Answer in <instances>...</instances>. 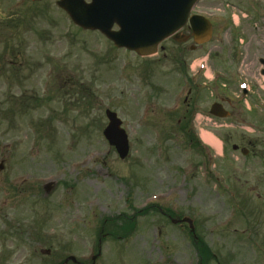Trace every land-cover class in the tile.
Listing matches in <instances>:
<instances>
[{"label": "rangeland", "instance_id": "rangeland-1", "mask_svg": "<svg viewBox=\"0 0 264 264\" xmlns=\"http://www.w3.org/2000/svg\"><path fill=\"white\" fill-rule=\"evenodd\" d=\"M55 1L0 0V229L27 226L9 233L22 242L4 243L1 263L21 259L39 264L40 250L51 248L59 262L73 255L90 264L99 248L95 264H197L187 228L169 220L188 216L198 239L195 246L217 254L214 262L264 264L258 255L256 262L246 261L244 237L237 240L226 232L231 225L258 232L247 224L264 218V197L262 204L257 196L241 203L238 194L230 198L228 191L242 182L234 180L231 166L220 170L217 149L208 155L200 149V142L205 145L201 134L213 138L226 125L208 113L216 98L224 99L225 109L245 110L248 120L250 111L263 105L261 88L245 102L235 100L241 87L230 77L241 59L232 68L228 49L215 51L218 43L212 39L188 55L186 73L196 74L203 87H194L183 103L188 87L176 44L165 42L156 55L139 58L115 49L98 32L78 29ZM225 2L203 0L198 9L212 14L223 11ZM256 6L263 12L264 0ZM105 109L117 114L128 136L124 159L102 136ZM25 174L30 175L24 185L29 190L7 195V184ZM34 177L39 183L53 179L51 197L35 189ZM246 177L253 183L254 176ZM231 211L237 219L224 228ZM51 233L57 238L53 247L44 239Z\"/></svg>", "mask_w": 264, "mask_h": 264}, {"label": "flooded vegetation", "instance_id": "flooded-vegetation-1", "mask_svg": "<svg viewBox=\"0 0 264 264\" xmlns=\"http://www.w3.org/2000/svg\"><path fill=\"white\" fill-rule=\"evenodd\" d=\"M45 1L47 0L41 1L40 3ZM225 1V3L221 4V6L224 7L223 11L216 9L215 12L212 13L210 21L212 26L211 39L212 42L216 41V43H218L216 44L218 49L215 51L224 48L228 49L226 56L227 59H230L228 64L232 66V68H236L239 60L241 59L240 69L238 70H242V67L245 68V71L242 70V76L247 88L243 89L241 95H236L235 98L247 101V98H251L255 92V86L264 83V10L262 12V10L256 6V3L260 0H238L237 2ZM227 10L229 13L226 14L225 12ZM230 11H234L238 14L232 15ZM234 17H236V23L233 21ZM181 34L187 37L186 42L183 44L179 45L174 43L172 38H169L166 42H173L178 46L181 52L182 63L186 65V57L198 50H201L204 45L193 44L188 24L181 30ZM220 35H222L223 38H220ZM225 42H227L228 48L227 46L224 47ZM163 48L164 47H161V50ZM212 49L215 48L212 47ZM220 53L225 54V52ZM213 72L215 73L216 71L214 70ZM233 78L238 80L236 82V84H238L239 78L236 73L232 74L230 80ZM186 80H189L186 81V84L189 86V94L192 91V87L188 83L191 84L192 79L189 78ZM223 100L224 99L222 98L215 99V101L218 102H223ZM187 101L188 99H185L184 102L186 103ZM229 102L232 101L228 100L227 104H229ZM261 103L264 104V100H261ZM235 107L237 108V106L231 105V108L228 110V117L226 119L219 120L221 122L226 121L224 122L226 125H222V131H220L216 136L220 142L221 157L218 158L214 155V159L218 158L219 162H221L220 170L223 167L224 171V165H228L229 167L231 166V173L234 180L243 179L244 181H247L246 176L250 177V175H252L255 177L256 180L250 177L253 181L252 188L248 191H237L238 195L257 196V198L264 197V133L261 131L263 128L260 127H264V110L261 112L257 111V109L250 111L252 115L251 119L248 120L245 110L241 109L239 106L238 109ZM252 120H256L258 122L262 121V123L259 124L260 126H257L251 122ZM246 126H249L252 132H248L246 130ZM200 149H202V152L205 155H208L211 152L212 154H215V151L207 146L205 147L201 145ZM225 154L228 158H224ZM239 160L243 164L239 165ZM30 182H33L32 184H34L36 190L41 191L43 189L45 196L47 197H51V195L55 192V182H51L49 184L50 186L42 185L41 183L38 184L36 183L38 182L36 180H31ZM26 183L28 182L24 181L17 185H15L14 182L13 184H7L5 188L7 190V195L15 197L17 196L15 194L19 195L25 193L29 190L28 186H24ZM13 185L19 187L11 190L10 187ZM248 225H256L259 229V231L255 233L259 237L256 238L252 245L246 246L248 249L249 247L253 248V253L248 255V258L256 262V257L258 255V258H262L264 260V234L260 232V225H264V218L260 221L253 220ZM2 229H4V231H1L0 229V233H4L5 235L0 238V247L4 245V243L6 245H10L12 241L15 243L22 241L14 238L11 239L9 234L14 233L15 230H19L20 225H7L5 228L2 227ZM39 238H42V236ZM9 239L11 240L9 241ZM44 239H49L51 246L53 247V242H56L57 238L55 234L51 233L49 238ZM196 240L198 239H195V243ZM220 248L221 251L228 250L222 246ZM40 252L42 253L43 258H48V260H43V258H41L39 260V264H87L84 259L80 258H75L74 260H70L68 262H65L66 258H64L61 262H59V259L55 253L52 252L51 248L41 249ZM211 254L213 258L215 256L218 257L215 253ZM230 254H233V252H230ZM214 263L218 264L219 262ZM0 264H26V261L21 259H10L2 260V263L0 261Z\"/></svg>", "mask_w": 264, "mask_h": 264}, {"label": "water", "instance_id": "water-1", "mask_svg": "<svg viewBox=\"0 0 264 264\" xmlns=\"http://www.w3.org/2000/svg\"><path fill=\"white\" fill-rule=\"evenodd\" d=\"M197 0H60L58 6L82 29L100 31L116 48H125L139 56L156 53L160 42L173 35L185 22ZM116 25L117 31L112 27ZM197 43L207 40L210 29L200 18L191 21ZM206 30L204 33L203 31ZM200 35V37H197ZM174 38L180 42L178 35ZM202 38L201 40H199ZM210 113L224 117L221 106L214 104ZM108 124L104 138L120 159L128 154V140L116 114L105 111ZM193 229L191 220L184 219ZM94 259V258H93Z\"/></svg>", "mask_w": 264, "mask_h": 264}, {"label": "bare ground", "instance_id": "bare-ground-1", "mask_svg": "<svg viewBox=\"0 0 264 264\" xmlns=\"http://www.w3.org/2000/svg\"><path fill=\"white\" fill-rule=\"evenodd\" d=\"M202 138H203V140L206 143H208V144H210L212 146H215V144L217 145L216 141L212 137H210L209 135H207V134H202Z\"/></svg>", "mask_w": 264, "mask_h": 264}]
</instances>
